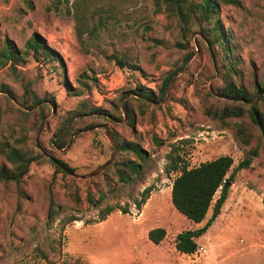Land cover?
I'll use <instances>...</instances> for the list:
<instances>
[{"label":"rangeland","instance_id":"obj_1","mask_svg":"<svg viewBox=\"0 0 264 264\" xmlns=\"http://www.w3.org/2000/svg\"><path fill=\"white\" fill-rule=\"evenodd\" d=\"M53 1L0 0V50L5 40L23 50L36 33L62 59L61 64H47L28 57L17 67L18 78L7 67L0 68V139L12 140L23 133L27 147L37 155L19 187L0 184V264H264L260 132L247 114L223 124L205 114L228 101L221 94L227 82L254 95L255 86L264 81V0H239L240 7L218 10L220 26L230 36V72L219 45L203 44L198 31L182 36L175 24L154 10L152 0H139L126 21L109 22L96 37H86L84 48L76 41L71 17L46 10ZM125 51L133 53L141 72L121 70L105 59ZM83 72L95 77L97 85L75 96L76 78ZM22 77L32 83L45 106L22 105ZM166 77L170 81L163 100H132L133 125L123 113L119 119L115 105L124 92L139 85L157 92ZM82 101L111 116L83 112L63 130L69 129L65 148H53L54 135ZM254 103L264 115V101L258 97ZM235 123L246 124L252 134L249 145L237 137ZM111 134L118 141L138 143L145 158L131 182L120 184L112 176L114 190L93 209L85 202L86 190L95 193L102 188L111 175L108 168L130 157L117 149ZM172 145L180 166L166 174ZM251 150L257 154L250 166L238 169ZM49 156L74 169L72 177L82 199L75 205L57 174L53 186L57 210L51 218L47 217L48 186L54 166ZM220 156L232 158L234 182L220 214L196 240L198 250L183 254L175 247L176 236L202 228L212 210L200 224L187 220L171 203L172 181L181 167L190 169ZM94 172L98 174L89 177ZM146 188L151 190L148 199L137 208L135 203ZM218 197L219 192L215 200ZM106 206L115 209L104 221L93 223ZM70 217L81 220L66 223ZM156 229L165 230L158 244L149 239V232Z\"/></svg>","mask_w":264,"mask_h":264},{"label":"trees","instance_id":"obj_2","mask_svg":"<svg viewBox=\"0 0 264 264\" xmlns=\"http://www.w3.org/2000/svg\"><path fill=\"white\" fill-rule=\"evenodd\" d=\"M139 0H54L51 6H47V11H53L57 14L63 13L72 18L74 24V33L76 41L81 48H84V39L86 37H96L97 34L106 28L109 22L121 23L129 18L130 9L138 5ZM153 8L156 12H161L170 24H175L182 36H186L195 31L200 34V39L212 45L217 44L221 49V58L229 61L228 72L231 71V51L228 48L230 36L222 30L218 21V10L220 6L240 7L239 0H152ZM191 55V54H190ZM189 55V56H190ZM31 57L35 62L62 63L60 55L47 45L46 41L38 34L34 33L25 43L23 50L18 49L11 41L5 40L0 50V68L7 67L15 78L19 77L17 67L25 60ZM105 59L114 63L121 70H130L132 72H141L135 65V58L131 51H125L121 54H110ZM63 69V67H61ZM24 101L22 103L26 108L39 106L42 108L43 99L39 98L32 89V83L25 81L22 77ZM170 77L163 80V84L157 92L151 91L139 85L136 89L124 92L115 108L121 114H125L129 126L133 125V114L131 111V101L140 99L150 102L161 101L166 95V89ZM77 87L74 91L75 96H82L88 92L91 86H96V78L86 72L79 74L76 78ZM221 94L228 101L218 106H213L205 110V114L212 120L225 123L229 119L242 118L245 114L249 116L252 123L258 128L264 147V115L258 110L256 103L251 104L255 98L264 101V81L255 86L254 95H249L242 87H237L231 82H227L223 87ZM260 95H263L260 97ZM129 96V99H125ZM124 100L122 103L120 101ZM120 103V104H119ZM88 110V111H85ZM83 112L97 115L100 118L111 116L101 108H88L87 102L82 101L79 107L72 112L66 122L54 135L55 139L51 145L55 149H63L67 145V131H63L73 118L83 115ZM237 137L243 145L247 146L252 137L251 132L245 123H235ZM112 135V134H111ZM113 136V135H112ZM114 138V136H113ZM115 139L117 149L130 157H124L119 164H113L109 175L102 188H97L95 193L89 189L85 192V202L90 208H98L100 202L104 200L107 193L114 190L115 181L120 184H127L140 172L141 162L145 158V153L138 143L128 141H118ZM175 145H172L170 153L167 155L170 161V167L166 174L178 170L180 166L179 157H174ZM256 151L251 150L249 156L239 163L238 169L248 168L252 157L256 156ZM0 157L4 163L0 165V184L12 183L16 187L22 183L23 178L28 173L29 167L37 161V155L33 153L26 145V135L20 133L18 137L11 140V137L0 139ZM54 166V174L48 186V209L47 217L55 215L57 206L55 204L53 186L56 182V175L60 174L63 181L62 188L67 197L75 204L82 202L77 185L73 179L74 169L70 168L65 162L54 159L49 156ZM233 160L229 156H220L211 161L201 163L197 167H181L178 176L171 184V203L173 207L187 220L200 224L207 216L209 210H212L210 218L205 225L197 230H188L179 233L175 239L176 249L183 254H194L198 250L196 240L200 238L206 230L212 225L220 214L224 205L230 186L234 182ZM112 176L116 179L113 181ZM150 189L146 188L141 194V200L136 201L135 206L140 208L144 204ZM219 197L215 200L216 193ZM97 195V197L95 196ZM112 206H106L98 212V217L93 223L102 222L114 210ZM117 209L127 214L126 208L117 207ZM77 217H70L66 223L80 221ZM165 237L164 229H156L149 232V239L158 244Z\"/></svg>","mask_w":264,"mask_h":264},{"label":"water","instance_id":"obj_3","mask_svg":"<svg viewBox=\"0 0 264 264\" xmlns=\"http://www.w3.org/2000/svg\"><path fill=\"white\" fill-rule=\"evenodd\" d=\"M103 169V167L101 168V170ZM98 174V172H94L92 174L89 175V177H93V176H96Z\"/></svg>","mask_w":264,"mask_h":264},{"label":"built area","instance_id":"obj_4","mask_svg":"<svg viewBox=\"0 0 264 264\" xmlns=\"http://www.w3.org/2000/svg\"><path fill=\"white\" fill-rule=\"evenodd\" d=\"M200 250H201V249H200ZM201 251L205 252L204 250H201Z\"/></svg>","mask_w":264,"mask_h":264}]
</instances>
